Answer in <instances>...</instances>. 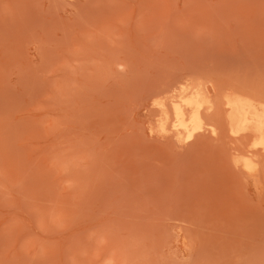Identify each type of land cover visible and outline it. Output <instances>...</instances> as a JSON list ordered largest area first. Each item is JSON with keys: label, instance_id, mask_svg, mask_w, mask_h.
Here are the masks:
<instances>
[{"label": "rangeland", "instance_id": "374dc122", "mask_svg": "<svg viewBox=\"0 0 264 264\" xmlns=\"http://www.w3.org/2000/svg\"><path fill=\"white\" fill-rule=\"evenodd\" d=\"M262 91L264 0H0V264H264Z\"/></svg>", "mask_w": 264, "mask_h": 264}, {"label": "bare ground", "instance_id": "6f19581e", "mask_svg": "<svg viewBox=\"0 0 264 264\" xmlns=\"http://www.w3.org/2000/svg\"><path fill=\"white\" fill-rule=\"evenodd\" d=\"M232 132L248 139L247 152L236 159L243 168L253 170L257 166L254 154L264 155V91L253 96H237L227 102ZM206 107L203 97H180L173 101V115L170 125L184 133L185 138L193 136L196 130L207 125L202 117Z\"/></svg>", "mask_w": 264, "mask_h": 264}]
</instances>
